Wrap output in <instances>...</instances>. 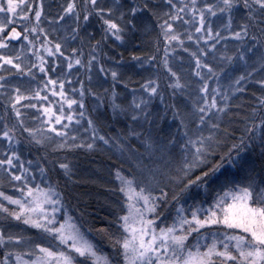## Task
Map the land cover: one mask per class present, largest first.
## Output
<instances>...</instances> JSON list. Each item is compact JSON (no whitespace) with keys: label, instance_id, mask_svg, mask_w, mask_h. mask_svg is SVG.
I'll use <instances>...</instances> for the list:
<instances>
[{"label":"snow or ice","instance_id":"6c2138e0","mask_svg":"<svg viewBox=\"0 0 264 264\" xmlns=\"http://www.w3.org/2000/svg\"><path fill=\"white\" fill-rule=\"evenodd\" d=\"M59 7L56 16L50 17L44 15L43 0H27V3L25 0H0V49H7L12 41H27V45H20L15 58L0 53V67L10 65L21 75L27 71L33 79L32 68H38L44 74L41 80L43 87L30 95H25L20 86L12 85L4 76H0V90L12 88L6 103L10 104L17 118L23 115L17 105L26 99L29 103L21 107L37 108L39 104L43 108L41 115L46 119L41 121V127L30 128L25 126L23 119L17 121L22 131L28 133L31 142L43 145L45 140L51 139L45 131L47 129L63 137L60 146L92 150L97 141L104 145L114 144L122 152L127 150L131 157H135L131 167L139 173V178L132 171L125 175L122 170L116 169L115 179L119 181L116 190L122 194L121 212L116 216L114 225L96 229L112 241L113 248L118 250L117 260L105 254L88 238L86 232L91 233L93 229H84L68 212L64 191L58 182H53L47 176L48 170L40 164L36 165L40 177L37 182V175L31 167H25V161L21 159V140L15 135V126L9 127L5 123L0 129V156L3 157L0 158V166H6L4 171L16 182L14 186L18 188L19 195H7L0 191V197L16 205L10 211L0 203V210L36 229V235L42 237L44 243L0 230V245H30L23 253L5 251L0 264H10L9 258L13 255L15 261L12 264H264V95L258 98L260 107L251 108L250 114L244 117V127L239 137L235 135V129L229 131L227 127H222V118L230 108L232 93H242L244 85L250 80L259 84L264 92V78L256 80L254 76L259 71L264 77V0H165L167 11L163 17L166 18L158 17L166 42L164 65L167 67L168 64V42L177 41V46L181 47L184 44L181 32L176 28L183 30L185 39L194 40L197 45L203 41L205 47L197 49L200 55L192 53L197 68L195 75L200 78L198 97H190V104L186 102L187 110H182L176 102L165 106L166 110H171L172 119L177 121L176 131L161 133L162 141L156 144L150 133L129 129V135L140 138L151 166L142 157L136 156L140 149L131 145L126 137L121 142L101 134L90 116L86 126L81 128L88 135L81 138L80 143H75V133L69 137L64 131L68 124H62V121L71 123L75 118L79 126L86 114L82 82L79 99L69 98L65 92V82L70 83L72 77L68 70L76 65L79 66L77 72L80 68L90 71L93 61L97 59L94 53L100 42L97 41L91 48L86 60L83 59L82 48L72 47L65 55L66 50H62L65 38L50 39L43 24L45 21L70 24L71 39L75 40L81 29L87 30L91 23L89 18L95 17L102 22V39L111 34L122 40V33L136 29L140 19L138 14L146 11L157 16L154 9L159 5L154 0H134L128 5L121 0H109L108 3L103 0H79V4L77 0H65ZM236 17L240 21L238 30L232 27ZM214 23L219 27L214 29ZM17 24L23 25L22 30H17ZM221 28L240 44L232 54L220 51V58L213 66L201 57L210 55L206 48L216 50L217 44L226 39L221 34ZM30 33L33 34L32 38ZM224 48H227L226 44ZM25 49L35 57V61L29 58L31 68L28 69L15 62L20 60ZM41 49L53 58L50 62L41 54ZM184 50L188 51L187 48ZM211 55L216 59L215 51ZM59 58L63 59L66 69L61 67L60 73H57ZM203 69L206 71H201ZM167 70L176 77L170 85L174 89L172 96L182 95L186 85L180 83L170 67ZM100 71L105 69L101 66ZM49 72L54 75L48 76ZM111 76L115 79L117 72L112 70ZM209 81L214 83L211 90ZM222 81H227V84ZM141 87L149 94L147 97L133 94L131 103L125 107L116 102L113 93L111 107L116 115H125L140 128L144 124L151 128L164 118L150 109L155 97L163 100V93L158 92L159 86L154 80L145 81ZM44 90L51 92L52 97H60V100H50L48 95H41ZM88 91L91 92V89ZM32 100L37 102L33 103ZM97 100L102 102L100 97ZM53 103L59 105L55 110ZM65 103L69 109L67 115ZM74 104L79 109L75 115L72 110ZM54 125L61 127L58 129ZM69 138L73 141L71 145L66 143ZM256 147L260 149L261 156L259 173L242 155ZM153 155L157 159L153 160ZM27 164L31 165L32 161H27ZM229 167L242 171L243 176L237 179L235 172L228 171ZM59 168L64 170L65 176L71 175L67 163H59ZM192 188L202 190L206 197L212 194L207 207L203 201L190 206L188 210L181 204L182 196ZM172 201H175L176 207L171 222L158 225L156 220L162 215L158 209L161 205L167 207ZM112 226L118 229L116 233L109 232ZM210 226L218 228L215 231H200ZM193 232L197 236L189 244L187 241ZM25 255L28 259H24Z\"/></svg>","mask_w":264,"mask_h":264},{"label":"trees","instance_id":"16d2710c","mask_svg":"<svg viewBox=\"0 0 264 264\" xmlns=\"http://www.w3.org/2000/svg\"><path fill=\"white\" fill-rule=\"evenodd\" d=\"M128 1L129 0H122V3L128 5ZM54 2V7L52 6L51 10L47 7L44 15L55 17L60 11L59 6L63 4L65 0L47 1L48 4ZM154 2L159 5L158 8L154 9L157 16H152L146 11L138 14L140 19L137 21L136 29L132 32L122 33L123 39L120 40V42L114 43L110 38L102 39L105 48L101 50L102 53L99 55V58L101 57L100 65L104 68L106 63L105 58L109 55L114 66L107 68V70L109 72L113 69L116 70L118 77L116 76L115 79H112V77L110 78V82L115 81V85L111 83L112 86L107 85L106 83L109 80V77L104 78V81L107 80L105 82L106 85L97 83L96 86H100L98 90L103 94V99L101 108L97 110V112H93V120L100 128L101 134L113 137L121 142H124L122 138L126 137L131 145L140 149V151L136 153V156L142 157L145 163L149 164V166H151V162L141 146L140 138L129 135V129L135 128L138 132L150 133L153 141H155L156 144H160L162 141L161 133L166 134L169 131L175 132L177 124V121L172 119L171 110H166L165 106L172 102H176L182 110H187V104H190L191 102L190 97L197 98L199 87V84L195 85L196 89H193V95H191L189 91H184L182 95H177L175 98L172 96L174 89L170 87V85L172 81H175L176 77H173L171 73L169 76H166L167 67L163 62L165 58L164 48L166 42L163 40L162 32L159 27L160 19H158V17L161 19L166 18L163 17V13L167 11V8L165 7V0H154ZM77 3L79 4V0H77ZM129 3H131V1H129ZM124 10L127 14L126 8ZM239 23V18H234L232 27L238 30L237 25ZM53 24H55V22L51 23V25ZM213 27L215 29L219 27V25L214 23ZM176 31L181 32V38L183 39V30L176 28ZM193 42L186 43L184 41L182 47L177 46V41L168 42V61H170V58H173V63H178L179 65L180 62H184L189 65V69L192 68L195 64V57L192 53L196 48H199V45H197L194 40ZM223 44L225 46L226 43L221 41L218 44L216 50V52L219 53L218 57H220V51ZM229 44L230 46H228ZM229 44H226L228 47L224 51L228 54H232L235 52L240 42L231 39L229 40ZM185 48H187L188 51H185ZM206 51L209 52L210 55L204 57L205 62H211L214 64V59H212L213 57L211 53L215 50L213 51L211 48H206ZM198 54L200 55L199 52H197V55ZM22 57L23 56L21 55L19 63H22ZM27 57L28 60L31 58L32 61H35V57L32 56V53H29ZM149 57L154 58L149 59ZM173 71L176 73L174 67ZM241 71H243V67L241 68ZM254 76L256 80L264 78L259 71L254 73ZM5 80L10 83L11 81L25 80V78L18 77L16 74H11L7 76ZM147 80H154L159 86L158 92L163 93V100L159 97H155L151 101L150 109L154 112H159L164 118L161 121H157L151 128L147 124H144L143 128H140L133 124V122L125 115H116L111 107V99L114 92L120 93L118 91H120L122 87L117 86L120 83L126 84L130 91L140 92V89H142L141 86ZM180 83L188 87L190 85V80L188 77L185 78L183 76V79H180ZM104 87L107 90L106 92L101 91ZM244 89L245 90L242 93H232L230 108L227 110V114L222 118V127H227L229 131L235 129V135L237 137L241 135L244 127V117L250 114L251 108L260 107L258 98L264 95V92L261 91V86L253 80L248 81L244 85ZM143 93L144 94L139 93L137 96L144 95L146 97L147 93L144 89ZM120 96V104L123 106L128 105L130 96L128 95L127 97V94L123 96L121 93ZM217 103L220 104L221 101L217 100ZM98 144L99 145L92 150L79 147L53 149L47 146H40L34 154L44 163L48 170V177L53 182H58L60 188L64 191L68 212L76 218L78 223L83 225L84 229H93L91 233L86 232L88 238L93 240L105 254L109 255V257L118 260V250L113 248L112 241L106 234H102L96 231V229L114 225L116 216L121 212L122 194L116 190L119 184V181L115 179L116 169L119 168L125 173V175H127L129 171H132V173L138 178L139 173L131 167L132 160L135 157H131L127 150L122 152L115 147L114 144L104 145L102 142H99ZM34 147L35 146L31 147V145H29L28 149ZM259 153L260 149L256 147L250 148L242 154L244 160L249 165L253 166L258 173L261 168V156ZM152 159L155 160L157 157L153 155ZM59 163H67L69 165L71 168L70 176L64 175V170L59 168ZM228 171L235 172L237 179L243 176L242 171H237L230 167L228 168ZM211 197V193L206 197L202 190L192 188L189 193L182 196L180 202L184 205L186 210H188L190 206L201 201H203L204 206L207 207ZM6 207H8L10 211L15 209L13 205H8ZM175 207V201L170 202L167 207L161 205V208L158 209V211L162 212V215L157 222L159 224L162 222H169L175 215ZM0 230L4 231L6 234L22 235L30 237L33 240H39L41 238L36 234L33 235V228L24 225L22 221L13 219L8 213H5V215L0 218ZM207 230L201 232H206ZM117 231L118 229L115 226L109 228L110 233H116ZM1 248L0 259L2 258L3 260V252L5 250L3 247Z\"/></svg>","mask_w":264,"mask_h":264},{"label":"rangeland","instance_id":"374dc122","mask_svg":"<svg viewBox=\"0 0 264 264\" xmlns=\"http://www.w3.org/2000/svg\"><path fill=\"white\" fill-rule=\"evenodd\" d=\"M47 1L48 0H43L44 14H45L47 7H49L51 10L52 6L55 4V2L48 4ZM129 1H131V3L134 2V0H129ZM129 1H128V4H131V3H129ZM25 2L27 3V0H25ZM103 2H109V0H103ZM121 2H122V0H121ZM35 7H36V5H35V3H33V9H35ZM29 15L31 16V13ZM50 17H52V16H50ZM89 19H90L91 23L88 25L87 30L85 31L84 29H81V31L79 32L78 38L75 40L71 39V27H72V25H70V24L65 25L63 21H56L55 24H53V25H51L50 22L45 21L43 24L46 31H48V33H49L50 39L59 40L62 37L65 38L64 41H62V50H66L65 55L68 54V51H70V49L72 47H76L78 49L82 48L83 52H84L83 59L86 60V59H88V53L91 50V48L96 45L97 41L100 42L99 47H97V49L94 53V55H96L97 59L95 61H93L91 70L88 71L86 68H80L79 72H77L76 69L79 68V66L74 65L72 70H68V71H71V73H72L71 82L69 83L67 80L65 82V92L68 94L69 98L79 99V90L81 87L80 82H82L83 88H84V109H85L86 114H85V117L83 119H81L80 125L79 126L76 125V119L75 118L73 119V121L71 123H69L66 120L62 121V124H65V123L68 124V128L64 129V131H66L68 133L69 137H71L73 135V133H75L77 135V140L75 141V143H77V144L80 143L81 138H86L88 135L87 133H84L81 130V128L83 126H86V120L88 119L89 116L93 119V112L94 111L97 112V110H99L101 108L102 102H99L97 100V97H100V100L102 101L103 94H101L100 91L98 90L100 88V86L98 85V87H97L96 86L97 83L102 84V85H106L105 82L107 80L104 81V78L109 77V80L106 82L107 85H110V86H112V84L115 85L114 80H113L114 82H112V81L110 82V78L112 76H111V72H109L107 70V68H111L112 66H114L112 59L109 58L110 57L109 55L107 58H105L106 59L105 60L106 63L104 66L105 71H103V72L100 71L101 57L99 58V55H101V53H102L101 50L103 48H105V46H103V42H102V36H103L102 22L96 18H93V17H91ZM117 22L119 23L120 21L117 20ZM15 26L17 27L18 31L22 30L23 25L17 24ZM53 28H55L57 30L52 31ZM233 29H234V27H233ZM221 34L226 37L225 40H222L226 44H229V40L235 39L231 36H228L227 33L223 30V28H221ZM29 35H30V38H32L33 34L30 33ZM93 37H94V39H93ZM107 38L108 39L110 38V40L113 41L114 43L120 42V40L116 39V37L112 36L111 34H108ZM183 39L186 43L193 42V41H189L185 38H183ZM21 44L27 45V41H23L22 39L20 41H12L7 49H0V53H3L4 55L13 54L10 56H13L15 58L19 49H20ZM228 46H230V44ZM199 47H205L203 41H201V43L199 44ZM217 48H218V44L216 46V50H217ZM216 50H215L216 59H214L213 66H215L217 64V62L220 58V57H218L219 53H217ZM224 50H225V48H224V44H223L221 51H224ZM40 51H41L42 55H45L46 59H48L49 62L51 61V59H53L51 57H48L47 54H45L42 49ZM196 51H197V48L193 52H196ZM28 54H29V52H27L25 49L24 54H22L23 57L21 60L22 61L21 67L24 69L31 68V63L29 62L28 57H27ZM188 56H189V54H188ZM201 59L205 62L204 57H201ZM167 60H169L168 57H167ZM15 62L19 63V61H15ZM168 62H169V64H167V69L170 67L173 71V67H174V70L176 71V74L179 77V79H181V78L183 79V76L185 78L186 77L189 78L190 85L188 87H186L184 89V91H189L191 93V95H193L192 94L193 89H196L195 85L199 84V79H200L199 77H197L195 75V72L197 71L196 63L193 65L192 68L189 69V65L187 63L180 62L179 65H178V63H173V58H170V61H168ZM57 64H58L57 69H56L57 73H60L61 67H64L66 69V65L64 64V61L62 58L58 59ZM46 67H47V65H46ZM114 71H116V70H114ZM201 71H206V69H203ZM31 72H32V74H34V79H33L32 75H30L27 71H25V73L23 75H21L19 70L12 68V66H10V65L4 64L2 67H0V76H4L6 78L7 76H9L11 74H16L18 77L25 78L26 81L25 80H16V81L10 82V84H12V85L20 86L21 91L24 92L25 95H30L31 92H33L34 90H38V89H41L43 87L41 80H42V77L44 76V74L40 73L38 68H32ZM169 74H170V72H168V70H167L166 76L167 75L169 76ZM53 75L54 74L52 72L48 73V76H53ZM117 77H118V75H117ZM112 79H113V77H112ZM173 82L174 81L171 82V85L173 84ZM222 82L225 85L227 84V81H222ZM117 86L122 87V89L118 92H120L123 96H125L126 94H127V97H128V95L130 96V101L128 102V105L132 101L133 94H135L136 96H137V94L139 95V93L144 94L143 88L140 89V92L139 91L135 92V91H130L128 89L129 87L126 84L120 83ZM212 87H214V83L212 81H209V90H211ZM89 88L91 89V92L88 91ZM73 89H76V91L75 92L72 91ZM101 91L106 92L107 90L104 87ZM92 93H96V95H92ZM120 93L114 92L116 102H118L119 104L121 102ZM11 94H12V88H8L6 90H0V129L3 128L5 123H7L9 127L15 126V128H16L15 135L17 138H19L21 140V147L19 149L20 154H21V159L23 161H25V167H31L32 168L33 172L37 175V182H39L40 177H39V173L36 171V165L40 164L41 166L46 168L44 163L41 161V159L38 158L34 154V152H36L40 146H47V147H50L53 149H65V148H77V147L60 146V142L63 139V137H59L55 133H51L47 129H45V131L47 132L48 136L51 137V139L45 140L43 145L36 144L35 142H31L28 139V133H25L22 131V128L17 123V121H18V119H23L25 126L30 127V128L41 127L42 126L41 121L46 119L45 116L41 115V113L43 112V108H41L39 106V104H38L37 108L21 107V105L29 103V100L26 99L24 101H21L20 104L17 105V107H19L21 113L23 114L20 118H17L15 116V113L12 111L10 104L6 103L8 100V96ZM45 94L48 95L50 100H54V101L60 100V97H52L51 92H48L47 90H44L41 93V95H45ZM147 95H148V93L146 94V97H147ZM191 95H189V96H191ZM200 95H202V94H200ZM197 97H198V92H197ZM217 100H219V98H217ZM32 102L36 103L37 101L32 100ZM128 105H126L125 107H127ZM45 106H47V105H45ZM52 107L55 110L59 107V105L56 103H53ZM72 110H73L74 115L76 112L79 111L77 105H75V104L72 105ZM64 111H65V115H67L69 109H68V106L66 103L64 104ZM54 126L57 127L58 129L61 127V125H54ZM66 143L68 145H71L73 143V141H72V139L69 138L66 141ZM98 143H99V141H97V145H99ZM29 145H31V147H33V146H35V147L32 149H28ZM0 158H3V157L0 156ZM27 161H32V164L28 165ZM4 167H6V166H0V191L5 192L7 195L18 196L19 195L18 188L16 186H14L16 184V182L11 180L10 174L6 173L4 171ZM47 176H48V174H47ZM0 203H3L5 206L12 205L8 201L4 200L3 197H0ZM13 207L16 208V205H13ZM3 215H5V213L3 212V210H0V218H2ZM169 222H171V220ZM156 223L158 225H162V226L165 224L164 222L159 224L157 222V220H156ZM217 228H218V226H210V227L203 228L200 231H205L207 229H210V230H207L206 232L215 231ZM36 233H37V230L34 229L33 235H35ZM196 236H197V233L193 232L192 235L189 236L187 243L192 244L194 242V238ZM35 241L44 243V240L42 237L39 240H35ZM1 247H3L5 251H13L15 253H23V252L27 251V249L30 247V245L23 244V243H21V244H8L7 247H5L4 245H0V249L2 250ZM5 251L3 252V256H4ZM9 259H10V264H12V262L15 261V255L11 256ZM24 259H28V256L25 255ZM0 261H3L2 258L0 259Z\"/></svg>","mask_w":264,"mask_h":264}]
</instances>
